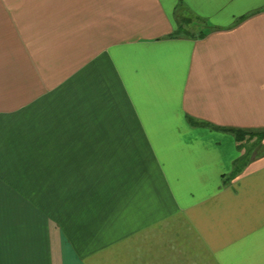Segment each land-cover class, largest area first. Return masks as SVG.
I'll return each instance as SVG.
<instances>
[{
	"label": "crops",
	"instance_id": "1",
	"mask_svg": "<svg viewBox=\"0 0 264 264\" xmlns=\"http://www.w3.org/2000/svg\"><path fill=\"white\" fill-rule=\"evenodd\" d=\"M231 129L264 133V0H0V264H264Z\"/></svg>",
	"mask_w": 264,
	"mask_h": 264
},
{
	"label": "rangeland",
	"instance_id": "2",
	"mask_svg": "<svg viewBox=\"0 0 264 264\" xmlns=\"http://www.w3.org/2000/svg\"><path fill=\"white\" fill-rule=\"evenodd\" d=\"M264 140V134L261 133V134H255V136H245L243 140H238V146L239 148L240 147V144H242V146H246V149H245V154H248L250 152H252L253 150L255 152L258 151V147H261V143L263 142ZM223 264H263L262 262H257V263H254V262H245V261H238V262H234V261H226V262H223Z\"/></svg>",
	"mask_w": 264,
	"mask_h": 264
},
{
	"label": "trees",
	"instance_id": "3",
	"mask_svg": "<svg viewBox=\"0 0 264 264\" xmlns=\"http://www.w3.org/2000/svg\"><path fill=\"white\" fill-rule=\"evenodd\" d=\"M227 132L232 133L235 136L237 141L238 140L239 141L242 140L245 136L253 135V134H250V133H245V132H242V131H239V130L237 131V130H232V129L231 130H227Z\"/></svg>",
	"mask_w": 264,
	"mask_h": 264
}]
</instances>
